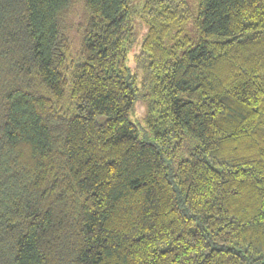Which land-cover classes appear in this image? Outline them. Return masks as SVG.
Returning a JSON list of instances; mask_svg holds the SVG:
<instances>
[{"label": "trees", "instance_id": "trees-1", "mask_svg": "<svg viewBox=\"0 0 264 264\" xmlns=\"http://www.w3.org/2000/svg\"><path fill=\"white\" fill-rule=\"evenodd\" d=\"M134 12L0 0V264H264V0Z\"/></svg>", "mask_w": 264, "mask_h": 264}, {"label": "rangeland", "instance_id": "rangeland-1", "mask_svg": "<svg viewBox=\"0 0 264 264\" xmlns=\"http://www.w3.org/2000/svg\"><path fill=\"white\" fill-rule=\"evenodd\" d=\"M130 1H131V5H132L133 9L135 10V12L133 13L134 14L133 15V25H134V40L133 41H134V45L129 51V58H128V62L131 65L134 62L133 55H134L135 50L137 49V43L139 42V40L141 39V37L143 35L144 28L139 23L140 19H139V15L137 13V11L140 9V6H141L143 0H130ZM186 1L189 5L191 15H192V18H191L190 22L188 23L187 28H188L189 32H193V21L192 20L197 15L199 0H186ZM143 110H144V103L142 101H139L138 103H136L134 110L130 114V119L133 122H136L139 124V121H141V117L143 116Z\"/></svg>", "mask_w": 264, "mask_h": 264}]
</instances>
